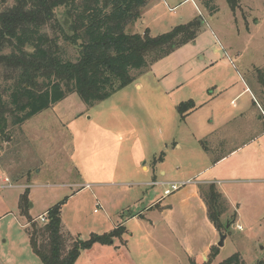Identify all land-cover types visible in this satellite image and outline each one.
<instances>
[{
	"label": "rangeland",
	"instance_id": "1",
	"mask_svg": "<svg viewBox=\"0 0 264 264\" xmlns=\"http://www.w3.org/2000/svg\"><path fill=\"white\" fill-rule=\"evenodd\" d=\"M216 5L218 12L212 15L199 0H150L143 19L128 26L129 34L148 30L157 37L197 18L202 24L194 42L170 55L164 71L154 70L157 63L153 64L136 80L141 89L133 83L93 108L78 94H68L23 125L9 124L7 132L0 134V167L9 182L0 185L23 186L0 190V264H43L33 253L26 218L18 210L19 193L31 188V214L43 216L60 203L65 228L82 241L110 233L120 221L143 211L151 199L162 198L154 214L130 221L129 233L114 239L120 250L95 244L83 249L75 264H166L165 260L204 264L213 252L211 264L238 253L247 264L264 262V161L255 160L249 173L251 169H241L248 152L241 151L209 175H194L202 168L198 159L202 153L214 163L248 144L264 149V86L257 72L264 70V0H240L235 12L226 0H216ZM68 56L75 60L76 51L68 49ZM164 73L168 76L160 77ZM173 74L178 77L175 84ZM242 79L258 110L251 108L236 116L211 138H196L198 120L184 122L179 105L193 101L196 110L208 115L202 102ZM207 146L213 151L210 156L204 152ZM156 162L163 163L165 180L192 184L173 196L155 188L158 195L154 197L151 188L135 185L138 179L114 170L117 165L135 163L136 173L142 175V165ZM232 168L239 174L231 175ZM207 180L228 199L223 223L237 215L235 223L225 227L223 247L219 246L222 236L190 192ZM82 184L93 185L92 191L82 190L66 199L81 191ZM174 228L183 238L182 249L167 243L172 237L168 232ZM123 240L131 253L122 247Z\"/></svg>",
	"mask_w": 264,
	"mask_h": 264
},
{
	"label": "trees",
	"instance_id": "2",
	"mask_svg": "<svg viewBox=\"0 0 264 264\" xmlns=\"http://www.w3.org/2000/svg\"><path fill=\"white\" fill-rule=\"evenodd\" d=\"M199 1L210 14L218 12L216 0ZM226 1L233 12L239 9L240 0ZM149 2L0 0V134L7 132L9 124L23 125L68 94H78L93 108L135 83L153 64L195 41L202 26L198 18L157 37L148 30L129 34L128 26L142 18ZM68 49L76 51L75 60ZM257 72L264 86V70ZM195 109L189 101L180 104L178 112L184 121ZM199 194L209 221L226 237L225 227H231L237 215L223 223L227 201L216 184L199 186ZM29 197L27 189L19 200L20 215L26 218L31 248L43 264H75L83 249L112 245L127 233L122 226L92 235L89 241L76 239L64 230L60 203L47 211L46 225L40 226L30 215ZM214 254L204 264H211ZM219 264L247 263L238 253Z\"/></svg>",
	"mask_w": 264,
	"mask_h": 264
},
{
	"label": "crops",
	"instance_id": "3",
	"mask_svg": "<svg viewBox=\"0 0 264 264\" xmlns=\"http://www.w3.org/2000/svg\"><path fill=\"white\" fill-rule=\"evenodd\" d=\"M141 19H143V16ZM169 58H170V56L159 61V62H157V64L154 66V70L164 71V69L166 68V64H167L166 62H168L167 60H169ZM163 75L168 76L167 73H164V74H160V77H162ZM168 79H169V77H168ZM172 81H174V84L176 83V81H178L177 75L173 74ZM135 84H137L138 88L141 89V86L138 83L135 82ZM231 88H232V84H230L228 88L221 90L220 94H216L215 92H213L212 95L208 98V101L206 103H205V101L202 102L205 105V109L207 111H209L210 114H208V115L206 113L202 114L200 112L201 109H198V110L195 109L193 112H191L186 117L184 122H186L188 120L190 122H193V121H191L192 118H195L196 120H198L199 126L197 125V128L194 130L196 132V135H197L196 138L201 139V140L206 139V138H211L212 136H214L215 133L219 132L225 124H227L228 122H231V120L233 118H235L236 116L243 114L245 111L248 112L249 110H251V108H256L258 110L257 104L254 100V96L251 93V90H250V88H249V86L245 80L242 79L241 83L239 81H237L236 85L232 89ZM246 99H248V101L250 100V102H247ZM225 105L230 107V108H227ZM199 113H200V116H199ZM258 115L259 114L257 113V116ZM193 128H195V126ZM199 133H200V135H199ZM224 143H225V141H223L222 144H224ZM251 148H253V149H251ZM207 149H208V151L204 150V152H205V154H207L206 156H210L213 151H212V149H209L208 146H207ZM241 151L242 152L243 151L248 152L249 156L246 158V160L242 161L241 169H244V170L251 169L249 171V173H253V171H254L253 168H254V165L256 164L255 160H257L261 163H263V161H264V149H256V148L252 147V145H250V144H248L247 146L245 145L244 148L232 150L228 156H225V157L217 160L214 163L207 161V157H204L202 155L203 154L202 153L200 155V157L198 158L199 162L202 163V168L200 169L199 173L195 172L194 175H197V176L209 175L210 173L215 171L217 168L222 166L227 160L230 159V157L236 156L235 153L241 152ZM140 169L143 172L142 175H138L136 173L137 168H135V163L122 165L121 167L119 165H117L114 170H118L117 171V172H119L118 174H121V172H122V173H125L131 177H135L136 179H138V182L135 185L136 186H146V187L151 188L152 196H154V197L158 195V192H157V190H155V188L160 187V188L166 189L167 187L165 185H167V184L180 183V182H173V181L165 180V178L167 177V172L163 168V163L156 162L155 164H152L150 166L144 164L140 167ZM238 172L239 171L235 168H232L229 171V173H231V175L239 174ZM156 173H158L159 176H157ZM0 182H2L3 184L9 183L8 178H7V173L4 170H2L1 167H0ZM153 183H158V185H152ZM211 183H214V182L211 180H207V181H202L201 183H198V185L199 184L207 185V184H211ZM221 183H222V181L218 182V184H221ZM86 185H90L91 188L90 189H84L83 187ZM9 186L10 187H23L20 184L15 185V186L14 185H0V190L7 189V188H9ZM92 186L93 185H91V184H82L81 185V187H82L81 191H77L75 193H71V194L67 195L66 199H69V198L71 199V198L75 197V195H78V193L82 192V190L83 191L84 190L92 191V188H93ZM190 192H191V196L193 199L200 201L201 207L206 210V215H207V207H206L205 203L203 202V200L201 199V196L199 194V186L196 188H193ZM23 194L19 193V196H18L19 200ZM32 195H33V191L31 188L30 189V201L32 200ZM171 196H173V194ZM161 199H159V200L151 199L150 203L147 205V207L143 211L132 215L131 218H129L123 222L120 221L115 226L114 229H116L119 225L124 226L127 229L130 221L137 220V219L142 218V217L145 219L149 214L150 215L154 214L155 210L159 206V203L161 202L160 201ZM0 202H1V200H0ZM18 203H19V201H18ZM98 204L101 208H103L102 204H100V203H98ZM34 207H35V204L33 205L32 208H34ZM18 210H19V204H18ZM120 210L122 211L123 209H120ZM120 210H119V213L121 212ZM19 213H20V210H19ZM46 213L47 212H44L43 216H45ZM32 214H33V212H32ZM32 214L30 212L31 217L35 220H37L39 217H41V215L34 216V214L33 215ZM208 221H209V219H208ZM210 224H211V222H210ZM27 226L28 225L26 223V225H24V227L27 228ZM63 227L67 233H69L70 235H72L74 237V235L69 230H67L65 228L64 223H63ZM151 229L153 231L156 230L153 223H152ZM128 233L129 232L127 230L126 234H128ZM168 233H169V236H170V234L172 236L171 239L169 240V242H167L170 244V247L175 243V244H179L180 248L182 249L183 238L177 233V229H175V228L173 230L170 229V232H168ZM150 235H152V234L150 233ZM123 241L125 242V246H122V247L127 250L128 249V247L126 245L127 241L126 240H123ZM117 244H119V243H117V241H116L113 245H111V246L109 245L108 247H110L112 249L116 248V250H120L121 245H117ZM120 244H121V241H120ZM209 248L210 247L208 246L207 252H209ZM128 252L131 253L129 249H128ZM206 257H207V255L203 256L204 260L206 259ZM172 261H173V258H172ZM168 262H169L168 260H165L166 264H168Z\"/></svg>",
	"mask_w": 264,
	"mask_h": 264
},
{
	"label": "built area",
	"instance_id": "4",
	"mask_svg": "<svg viewBox=\"0 0 264 264\" xmlns=\"http://www.w3.org/2000/svg\"><path fill=\"white\" fill-rule=\"evenodd\" d=\"M189 184H192V182H183V183H171V184H167L165 185L167 188L164 190V196H170L173 193L179 191L182 187L187 186ZM196 184V183H194ZM152 185H158V183H153ZM84 189H90L91 186L90 185H86L83 187ZM37 222H46V217L45 216H41L39 217L37 220ZM239 229L241 230L242 227L239 226Z\"/></svg>",
	"mask_w": 264,
	"mask_h": 264
},
{
	"label": "water",
	"instance_id": "5",
	"mask_svg": "<svg viewBox=\"0 0 264 264\" xmlns=\"http://www.w3.org/2000/svg\"><path fill=\"white\" fill-rule=\"evenodd\" d=\"M228 228H230V225H228ZM226 237L225 236H222L221 238V242L219 244L220 247H223L224 246V241H225Z\"/></svg>",
	"mask_w": 264,
	"mask_h": 264
}]
</instances>
